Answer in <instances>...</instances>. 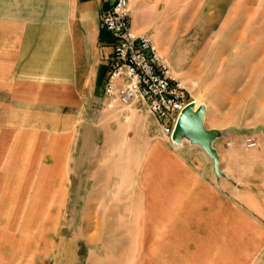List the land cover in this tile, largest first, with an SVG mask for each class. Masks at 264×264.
<instances>
[{
  "label": "rangeland",
  "instance_id": "obj_1",
  "mask_svg": "<svg viewBox=\"0 0 264 264\" xmlns=\"http://www.w3.org/2000/svg\"><path fill=\"white\" fill-rule=\"evenodd\" d=\"M184 14L172 11L173 52L163 57L171 75L203 109L212 147L231 150L238 177L264 184V0H193L192 18ZM8 15L2 4L0 264H156V230H136L138 198L154 166L152 138L174 143L143 109L57 90L53 29L39 18L9 25ZM56 157L59 194L34 196L39 168ZM35 203L44 219L29 218Z\"/></svg>",
  "mask_w": 264,
  "mask_h": 264
},
{
  "label": "crops",
  "instance_id": "obj_2",
  "mask_svg": "<svg viewBox=\"0 0 264 264\" xmlns=\"http://www.w3.org/2000/svg\"><path fill=\"white\" fill-rule=\"evenodd\" d=\"M192 1L129 0L131 30L147 35L160 56L166 57L173 52L176 22L172 11L183 9L184 18L191 19ZM253 1L201 0L207 6ZM111 3L0 0V10L8 4L9 20L14 22L9 25L33 27L39 18L41 25L53 29L55 45L50 58L55 60L52 73L57 90L77 92L88 101L99 92L107 105L102 87L112 39L101 28L100 17ZM212 148L218 156L217 171L202 148L186 138L175 146L156 136L147 146L146 159L153 160L154 166L140 187L136 230H156V264H264V184L258 186L255 180L237 176L235 171L242 165L226 161L232 155L229 148L218 144ZM62 165L56 157L51 168H39L34 196L59 194L55 172ZM33 207L29 218L44 219L39 210L43 204ZM106 230L112 227L107 224ZM68 252L63 251L64 258Z\"/></svg>",
  "mask_w": 264,
  "mask_h": 264
},
{
  "label": "built area",
  "instance_id": "obj_3",
  "mask_svg": "<svg viewBox=\"0 0 264 264\" xmlns=\"http://www.w3.org/2000/svg\"><path fill=\"white\" fill-rule=\"evenodd\" d=\"M100 26L112 39L102 97L108 106L145 110L172 142L179 114L194 100L171 75L168 64L148 36L131 30L129 0H112L110 8L100 17ZM252 145L250 141L249 146Z\"/></svg>",
  "mask_w": 264,
  "mask_h": 264
},
{
  "label": "water",
  "instance_id": "obj_4",
  "mask_svg": "<svg viewBox=\"0 0 264 264\" xmlns=\"http://www.w3.org/2000/svg\"><path fill=\"white\" fill-rule=\"evenodd\" d=\"M203 109L195 110L194 103L187 105L179 114L171 135L175 145L180 144L182 138H186L192 144H196L211 158L217 171L218 156L211 146L213 133L204 128L202 124Z\"/></svg>",
  "mask_w": 264,
  "mask_h": 264
},
{
  "label": "bare ground",
  "instance_id": "obj_5",
  "mask_svg": "<svg viewBox=\"0 0 264 264\" xmlns=\"http://www.w3.org/2000/svg\"><path fill=\"white\" fill-rule=\"evenodd\" d=\"M194 106H195V101H194Z\"/></svg>",
  "mask_w": 264,
  "mask_h": 264
}]
</instances>
